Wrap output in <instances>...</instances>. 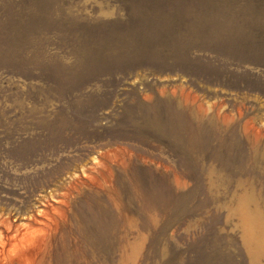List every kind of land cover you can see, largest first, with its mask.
<instances>
[{
	"label": "rangeland",
	"instance_id": "obj_1",
	"mask_svg": "<svg viewBox=\"0 0 264 264\" xmlns=\"http://www.w3.org/2000/svg\"><path fill=\"white\" fill-rule=\"evenodd\" d=\"M0 264H264V0H0Z\"/></svg>",
	"mask_w": 264,
	"mask_h": 264
}]
</instances>
